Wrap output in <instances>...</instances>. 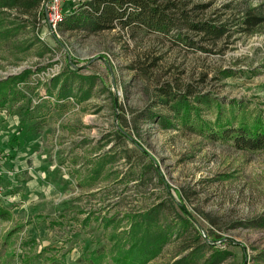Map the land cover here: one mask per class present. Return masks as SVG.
I'll return each mask as SVG.
<instances>
[{
	"label": "rangeland",
	"instance_id": "obj_1",
	"mask_svg": "<svg viewBox=\"0 0 264 264\" xmlns=\"http://www.w3.org/2000/svg\"><path fill=\"white\" fill-rule=\"evenodd\" d=\"M83 1L62 0L63 19ZM144 2L164 10L167 32L138 19L53 31L17 9L0 14V80L30 70L17 84L30 108L25 98L0 107L9 141L0 142V264H83L100 247L97 264H113L109 248L129 242L131 216L161 201L167 222L182 216L192 226L145 264H176L191 251L186 264H205L214 250L225 255L212 264H264V151L211 137L232 105L237 118L264 119V23L236 31L247 6L264 15V0ZM206 22L228 30L214 38L190 26ZM69 62L94 77L86 100L46 95L45 74ZM174 93L197 108L186 120L165 103Z\"/></svg>",
	"mask_w": 264,
	"mask_h": 264
},
{
	"label": "trees",
	"instance_id": "obj_2",
	"mask_svg": "<svg viewBox=\"0 0 264 264\" xmlns=\"http://www.w3.org/2000/svg\"><path fill=\"white\" fill-rule=\"evenodd\" d=\"M44 0H0V14H5L7 10L17 9L23 14L32 15L34 21L43 18L45 20V10L43 8ZM144 0H84L79 2L77 9L66 15L60 23L63 28L74 29L87 27L92 31H100L104 29L114 28L116 22L121 27L130 25L135 19L139 20L140 25H145L155 31L167 32L169 29L170 19L164 13V10L158 6L143 5ZM129 6H135L138 10L134 14L128 11ZM264 23V15L256 6H247L241 11L238 16L237 32H246L248 35L257 32ZM192 28H198L205 34H210L214 38H219L224 35L228 28L224 25H215L206 22L199 25H190ZM0 22V36L7 33ZM30 70H24L18 75H11L0 80V107H5L9 103H17L22 99H27L25 108L29 109L30 99L17 88V84L25 81L29 76ZM94 77L83 76L79 74V69L72 62H69L67 71L58 72L45 83L46 95L53 96L57 101L67 100L68 98H76L78 102L86 100L91 95L92 87L94 86ZM85 84L87 87H84ZM167 94V93H166ZM204 97V96H201ZM199 96H197V99ZM170 100V101H169ZM172 102L171 105L176 112V116L186 120L191 112V109H197L187 98L186 95H176L166 97L165 103ZM220 107V103L217 102ZM37 109L38 105L34 106ZM116 107V105H115ZM235 107V108H234ZM238 104L232 105L230 108L231 117L224 122L218 117L215 121L217 130L213 131L211 137L222 142H231L232 145L241 150L248 151H264V119L256 117L252 120L245 118H237L236 112ZM165 123L170 124L169 119H164ZM135 144L137 142H134ZM139 149L140 146L136 144ZM155 170L153 165L146 168ZM93 176H96L94 174ZM92 176V177H93ZM93 179V178H91ZM90 184H88L89 186ZM174 204V202H173ZM183 212H186L183 205L179 204ZM168 205L163 201L158 202L154 207L146 211L131 216L130 229L124 232L129 237V242H124L119 246H112L109 252L117 249L113 256V264H145L154 258L164 245L169 243L173 237H184L189 226H192L188 218L180 217L179 221L167 222V217L170 215ZM187 213V212H186ZM8 212L0 207V219H6ZM108 221V220H107ZM106 221V222H107ZM104 226L106 224L103 223ZM102 225V226H103ZM264 225V220L260 226ZM199 235V234H198ZM199 236H197L198 239ZM218 240L222 237L217 236ZM205 244V243H204ZM203 244V245H204ZM115 245V244H114ZM191 243L182 245L179 253L191 248ZM103 248H97L91 255L82 256L78 259L83 264H97L103 256ZM194 251L189 252L188 257L183 256L176 261V264L189 263L193 259L190 256ZM112 254V253H111ZM223 251L214 250L209 263H218L224 259ZM207 260H209L207 258Z\"/></svg>",
	"mask_w": 264,
	"mask_h": 264
},
{
	"label": "built area",
	"instance_id": "obj_3",
	"mask_svg": "<svg viewBox=\"0 0 264 264\" xmlns=\"http://www.w3.org/2000/svg\"><path fill=\"white\" fill-rule=\"evenodd\" d=\"M62 0H44L43 5H45L46 11H45V22L50 28V30H55L56 26L60 24L63 20V14H62ZM54 72L48 71L45 76L46 77H52ZM49 77V78H50ZM1 162V161H0ZM1 165V163H0ZM2 171L0 170V173ZM1 194V193H0Z\"/></svg>",
	"mask_w": 264,
	"mask_h": 264
},
{
	"label": "crops",
	"instance_id": "obj_4",
	"mask_svg": "<svg viewBox=\"0 0 264 264\" xmlns=\"http://www.w3.org/2000/svg\"><path fill=\"white\" fill-rule=\"evenodd\" d=\"M37 124H41V122H36ZM46 125H43V133H44V127H45ZM5 131L4 130H2V129H0V142H9L8 141V139H7V135H5V134H3ZM43 133H42V135H43Z\"/></svg>",
	"mask_w": 264,
	"mask_h": 264
}]
</instances>
